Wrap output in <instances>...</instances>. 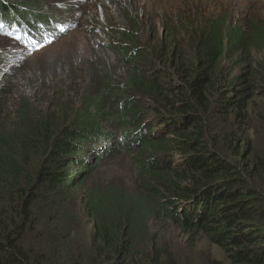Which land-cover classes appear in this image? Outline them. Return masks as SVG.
Wrapping results in <instances>:
<instances>
[{"label": "trees", "instance_id": "1", "mask_svg": "<svg viewBox=\"0 0 264 264\" xmlns=\"http://www.w3.org/2000/svg\"><path fill=\"white\" fill-rule=\"evenodd\" d=\"M44 5L0 0V36L30 51L53 40L63 20ZM196 11L187 5L166 35L154 32L152 48L137 47L133 31H119L133 48L107 45L135 62L125 85L149 100L161 128L135 129L159 155L141 162L135 189L90 184L108 156L131 149L111 140L109 125L126 113L108 112L109 77L74 119L35 116L25 101L16 121L0 122V264H177L150 232L163 216L210 236L232 264H264V154L243 137L256 115L264 126L250 106L264 99V19ZM123 102L134 120L147 106Z\"/></svg>", "mask_w": 264, "mask_h": 264}, {"label": "rangeland", "instance_id": "2", "mask_svg": "<svg viewBox=\"0 0 264 264\" xmlns=\"http://www.w3.org/2000/svg\"><path fill=\"white\" fill-rule=\"evenodd\" d=\"M39 1L46 3L43 14L61 17L64 27L57 30L53 40L33 51L0 36V122L16 121L25 101L31 104L35 116L45 115L57 124L65 122V117L74 119L85 110L88 100L104 92L106 77H109L112 99L108 112L113 115L120 114L119 111L126 113L123 119L109 125L111 140L115 143L130 140L131 149L108 156L100 163L90 184L112 182L131 190L146 178L143 164H153L159 155L152 148L138 144L134 136L137 127L155 124V113L151 111L149 100L131 94L125 85L135 62H126L123 53L107 48L111 44H126L129 49L133 48L119 36V31L125 34L133 31L137 47L152 48L157 44L152 42L154 32L159 38L166 35L167 22L181 18L187 5L191 4L194 14L202 6L213 15L228 12L241 19H264V0H35V3ZM137 20L139 26L132 23ZM178 26L175 25L176 30ZM187 40L179 35L180 44ZM130 98L142 99L147 105L138 120L129 113L132 109H124L119 103ZM250 106L252 116L264 112V99L257 94ZM257 119L258 115L254 117L252 131L243 137L254 153L260 155L264 154V126ZM33 120L36 121L35 117ZM151 128L148 127L147 134ZM153 129V133L161 131L159 125ZM248 153L246 150L245 154ZM150 232L162 238L177 264H232L226 251L210 236L165 216L152 224Z\"/></svg>", "mask_w": 264, "mask_h": 264}, {"label": "snow or ice", "instance_id": "3", "mask_svg": "<svg viewBox=\"0 0 264 264\" xmlns=\"http://www.w3.org/2000/svg\"><path fill=\"white\" fill-rule=\"evenodd\" d=\"M3 28V25H0V29H2Z\"/></svg>", "mask_w": 264, "mask_h": 264}]
</instances>
